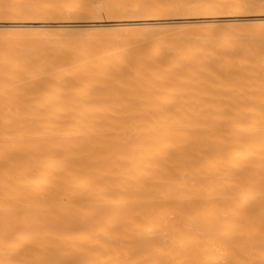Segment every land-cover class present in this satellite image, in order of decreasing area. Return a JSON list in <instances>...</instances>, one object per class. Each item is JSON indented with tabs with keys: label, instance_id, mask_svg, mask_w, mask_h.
I'll list each match as a JSON object with an SVG mask.
<instances>
[{
	"label": "bare ground",
	"instance_id": "obj_1",
	"mask_svg": "<svg viewBox=\"0 0 264 264\" xmlns=\"http://www.w3.org/2000/svg\"><path fill=\"white\" fill-rule=\"evenodd\" d=\"M192 9L111 26L237 28L253 17L241 4ZM154 37L142 42L140 62L157 71L180 48ZM37 61L49 72L25 82L24 96L48 82L61 91L0 99V264H264V100L115 98L106 78L131 62L98 74L94 56L78 51ZM32 62L0 58V80ZM59 63L76 70L60 79Z\"/></svg>",
	"mask_w": 264,
	"mask_h": 264
},
{
	"label": "rangeland",
	"instance_id": "obj_2",
	"mask_svg": "<svg viewBox=\"0 0 264 264\" xmlns=\"http://www.w3.org/2000/svg\"><path fill=\"white\" fill-rule=\"evenodd\" d=\"M224 3L241 4L242 12L253 17L237 28L231 21L167 23L159 27L141 24L127 34L111 26L117 20L190 14L193 7L211 8ZM96 21L104 26H93ZM11 22L20 27H11ZM64 24L70 26L66 29L56 26ZM242 31L249 35L239 37ZM263 35L264 0H0V58L33 59L30 65L9 69V78L0 80L1 85L5 84L0 87V99H51L50 93L61 91L60 84L48 82L41 95L23 94L25 82L39 81L49 70L47 64L42 65L37 59L44 54L59 57L78 51L81 55L94 56L98 74H106L108 67L121 69L124 63L131 62L125 73L106 78L107 93H114L115 98L209 99L210 94L217 93L216 97L223 99L264 100V66L259 67L264 62V38L260 40ZM154 36L161 37L160 43L167 45L178 42L180 48L174 63L157 71L145 68L140 62L142 42ZM20 43L25 48L18 47ZM88 45L94 47L83 49ZM235 51L233 56H225ZM214 58L216 61L208 65L206 61ZM187 63L188 66H183ZM57 67L56 75L60 79L76 70L75 65L59 63ZM175 76L178 80L171 81ZM77 90L82 91V85ZM183 91L191 94L180 93Z\"/></svg>",
	"mask_w": 264,
	"mask_h": 264
}]
</instances>
